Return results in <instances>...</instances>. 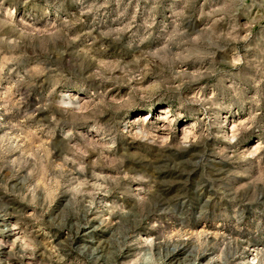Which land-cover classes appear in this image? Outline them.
I'll use <instances>...</instances> for the list:
<instances>
[{
  "label": "rangeland",
  "instance_id": "obj_1",
  "mask_svg": "<svg viewBox=\"0 0 264 264\" xmlns=\"http://www.w3.org/2000/svg\"><path fill=\"white\" fill-rule=\"evenodd\" d=\"M0 264H264V0H0Z\"/></svg>",
  "mask_w": 264,
  "mask_h": 264
}]
</instances>
